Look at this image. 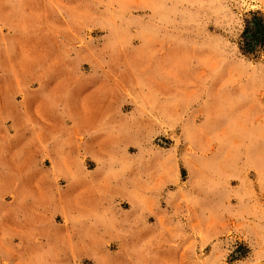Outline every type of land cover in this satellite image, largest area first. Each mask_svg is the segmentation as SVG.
Masks as SVG:
<instances>
[{
    "label": "rangeland",
    "instance_id": "rangeland-1",
    "mask_svg": "<svg viewBox=\"0 0 264 264\" xmlns=\"http://www.w3.org/2000/svg\"><path fill=\"white\" fill-rule=\"evenodd\" d=\"M0 264H264V0H0Z\"/></svg>",
    "mask_w": 264,
    "mask_h": 264
}]
</instances>
